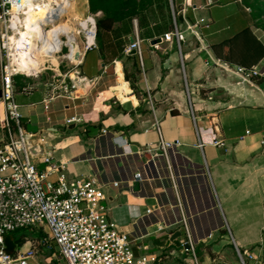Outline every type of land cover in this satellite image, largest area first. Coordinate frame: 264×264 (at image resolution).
Returning a JSON list of instances; mask_svg holds the SVG:
<instances>
[{
	"label": "crops",
	"instance_id": "1",
	"mask_svg": "<svg viewBox=\"0 0 264 264\" xmlns=\"http://www.w3.org/2000/svg\"><path fill=\"white\" fill-rule=\"evenodd\" d=\"M81 1L91 15L90 0ZM157 1L155 10L116 22L103 51L95 48L93 72L81 68L88 52L79 64L69 62V91L58 92L48 108V96L35 87L19 90L16 99L38 95L17 100L23 126L61 132L53 159L69 176L94 174L106 184L109 218L157 257L154 264H242L239 254L245 264H264V77L235 70L264 67V56L246 66L245 54L237 51L230 63L213 48L247 27L264 46V27L244 0H171L181 17L178 43L165 38L174 17ZM76 6L70 14L82 19ZM132 39L140 52L128 54ZM131 55L140 64L136 91L124 71H133ZM118 64L126 101L114 90ZM139 172L142 180L134 181Z\"/></svg>",
	"mask_w": 264,
	"mask_h": 264
},
{
	"label": "built area",
	"instance_id": "2",
	"mask_svg": "<svg viewBox=\"0 0 264 264\" xmlns=\"http://www.w3.org/2000/svg\"><path fill=\"white\" fill-rule=\"evenodd\" d=\"M74 3L75 0H0V264H29V259L37 260L41 247L51 252L47 260L58 264H154L157 257L145 253L147 247L137 245L109 218L106 184L96 175L69 176L66 164L55 161L53 154L32 161L27 153L22 107L16 95L19 90L30 92L33 87L24 85L19 89L17 77L56 70L61 60L79 64L86 52L97 47L96 19L93 28L88 21L93 15L87 16L88 27H84V19L70 14ZM173 17L175 29L164 36L167 40L176 37L180 43L175 12ZM64 22L75 28L70 26L66 31ZM28 32L31 36L24 38ZM72 42L79 46L78 61L73 59ZM133 48L140 52L139 39L128 46V50ZM25 60L30 63L24 64ZM235 70L246 78L264 77V67L236 66ZM64 90L69 91V87ZM58 95L56 91L46 97L45 107ZM142 178L139 172L133 180ZM112 185L118 187L120 183ZM21 229H37L42 236H26L12 253L6 236Z\"/></svg>",
	"mask_w": 264,
	"mask_h": 264
},
{
	"label": "trees",
	"instance_id": "3",
	"mask_svg": "<svg viewBox=\"0 0 264 264\" xmlns=\"http://www.w3.org/2000/svg\"><path fill=\"white\" fill-rule=\"evenodd\" d=\"M107 1L114 5L113 3H117L118 5L124 6L122 3L123 0H90V10L92 12H98L102 11L103 16L99 17L96 21L97 24V45L103 51V43L105 40V35L112 31L114 29V26L117 21L123 19V18H133L137 14L136 9H132L129 11H119V9L115 6L108 5ZM116 5V6H118ZM143 5V4H142ZM115 7V8H113ZM175 12L178 13V9L175 6ZM180 16L177 14V22L180 21ZM140 26H142L141 22L139 23ZM264 27V25H263ZM215 53L222 58L226 62H236L233 55L239 51L242 54H245L247 56V59H244L242 63L246 66H252L253 64L257 63L263 56H264V46L262 43L254 36L252 31L249 27L245 28L241 32L237 33L234 37H232L230 40H227L226 42H222L219 44H216L213 46ZM89 52V51H88ZM128 59L131 63L132 67V73L129 72V68L125 65V78L130 81L132 88L136 91L137 90V74L139 73L140 64H139V57L138 55H131L128 56ZM248 68V67H247ZM22 76L17 77L16 83L21 89L24 85H20L19 78ZM12 233V232H11ZM36 236L37 238H40L42 235ZM29 237V234L26 232H15L14 235H11L10 233L6 236V243L8 250L10 252H14L16 247V241L19 237H23L22 243L25 240V237ZM42 257L43 261L42 264H58L56 261L53 260H47L48 257H50L51 252L47 249L41 247ZM40 252V253H41Z\"/></svg>",
	"mask_w": 264,
	"mask_h": 264
},
{
	"label": "rangeland",
	"instance_id": "4",
	"mask_svg": "<svg viewBox=\"0 0 264 264\" xmlns=\"http://www.w3.org/2000/svg\"><path fill=\"white\" fill-rule=\"evenodd\" d=\"M164 1L168 5V10H169L170 16H171V13L173 16V13L175 12L174 4L172 3L171 0H164ZM244 1H245L246 5L251 7L254 15L257 17L259 24L264 25V0H244ZM107 3H109V2L107 1ZM122 3H124L123 4L124 6L118 5L117 3H113L114 5H111L109 3L108 5L117 7L119 9V11H122V9H123V11H129L132 9H136L137 14H141L145 10H148V11L151 9L155 10V7H156L155 5L156 4L158 5L157 0H123ZM116 5H118V6H116ZM169 5L171 6V9L169 8ZM115 7H113V8H115ZM83 8H85V4H83L81 0H77L76 11L83 14L81 18L85 19V18H87V16H89V14L85 15L86 13H83V11H82ZM72 15L75 17L74 14H72ZM91 15H93L97 21V19L99 17L103 16V12L102 11L92 12ZM175 15H177L176 12H175ZM73 16H71V18ZM136 16H138V15H136ZM74 24L76 25L77 21L74 22ZM81 40H82V38H80V41ZM97 53H98V51L96 49H93L86 54L85 64L81 67L84 73L90 74L89 72H91L90 71L91 68H92V72L95 70V68H98V65L96 62L98 59ZM73 68H74V66L72 64H70L68 60H61L59 68L56 67V70L48 69L38 76H22L19 78V82H20V85H30L31 87H35L36 90L41 91V95H43V96H50V95H53L54 92H56V91L60 92L62 89H64L65 86L70 85L68 78H65L63 75H65L64 72L69 71V70H73ZM25 98H17V100L21 103L22 102H30L32 100L37 99L38 95H37V93H35V94L30 95L29 97H25ZM20 231L28 233L29 237L40 236L39 234H41V232H37V229H35L34 232H32L30 229H21L17 232L20 233ZM10 234L14 235L15 232H12ZM43 260L44 259H43L42 255L39 253L37 261H39V264H42ZM28 261H29V264H36L31 259H29ZM60 264H67V263L62 261V262H60Z\"/></svg>",
	"mask_w": 264,
	"mask_h": 264
},
{
	"label": "water",
	"instance_id": "5",
	"mask_svg": "<svg viewBox=\"0 0 264 264\" xmlns=\"http://www.w3.org/2000/svg\"><path fill=\"white\" fill-rule=\"evenodd\" d=\"M161 40L162 39L159 37V38L153 39L151 42L152 44H157L161 42ZM132 41L134 40L132 39ZM71 45H73L74 51H75L73 59L75 61H78L81 57L79 46L75 44V42H72ZM137 52H138L137 49L133 48L128 51V54H132V53L135 54ZM0 95H1V91H0ZM24 136H25L27 153L30 159L32 161H37L44 155H48V156L52 155L53 153L52 143L58 137H61L62 134L61 132L57 131L54 128H49V129H44L42 131H39L37 133H30L27 130H25ZM139 189H140V184L139 182H136L134 185V191H138ZM177 234L179 233H176V235L172 237V240L176 238ZM20 242H21V239L19 238L16 241V243H20Z\"/></svg>",
	"mask_w": 264,
	"mask_h": 264
},
{
	"label": "bare ground",
	"instance_id": "6",
	"mask_svg": "<svg viewBox=\"0 0 264 264\" xmlns=\"http://www.w3.org/2000/svg\"><path fill=\"white\" fill-rule=\"evenodd\" d=\"M72 5H73V3H72ZM73 7H74V6L71 7V11L73 10ZM73 14H74V13H73ZM88 21H91V22H92L91 27L94 28V22H95V21H94V17H93V16H89V20H88ZM88 21L85 20V19L81 21L84 27H88ZM63 28H64L66 31H69V29H70L69 23H68V22H64V24H63ZM52 35H53V34L50 33V34H49V38H51ZM29 36H31V34L28 32V33L24 36V38L29 37ZM92 40H93L92 37H90V41H92ZM35 59L37 60L38 57H35ZM28 63H30V62L27 61V60L24 61V64H28ZM117 74H118V77H119V79H120L121 82L119 83V84H120L119 86H117V87L114 88V90L118 93V95H119V97L122 99V101H126V100H127V96L124 95V93H125V92L129 93V89H128V87H127V84L122 80V69H121V65H120V64H118ZM116 79H117V78H116ZM129 97H130V96H129ZM121 99H120V100H121Z\"/></svg>",
	"mask_w": 264,
	"mask_h": 264
}]
</instances>
